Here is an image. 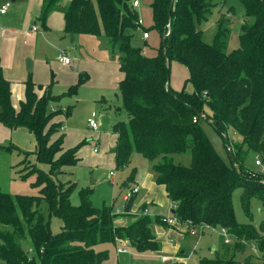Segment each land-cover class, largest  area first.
<instances>
[{"label":"trees","instance_id":"obj_1","mask_svg":"<svg viewBox=\"0 0 264 264\" xmlns=\"http://www.w3.org/2000/svg\"><path fill=\"white\" fill-rule=\"evenodd\" d=\"M130 2L42 0L37 21L46 29L48 15L60 12L65 34L101 35L108 48L119 54L122 78L117 84V110L125 113L126 120L112 127L117 136L113 148L116 168L125 167L134 152L149 161L159 158L152 166L155 183L164 187L175 206L172 214L181 223L219 227L236 240L256 241L264 257V220L258 228L239 224L233 208V193L241 188L245 215L250 218L248 206L252 198L260 201L264 211V173L253 172L243 163L248 153L264 161V0H240L245 17L252 18V22H243L240 46L230 53L223 51L221 30L211 44L202 40L199 26L211 15L214 0H151V27L159 37L153 57L130 43L131 31L139 27L137 12ZM224 20L221 17L219 21ZM142 30L149 33L148 29ZM171 61L187 69L192 92L171 91ZM86 78L85 73L81 74L60 96H53L48 87L38 96L36 88L42 90V86L28 79L24 83V100L15 109L10 83L0 67V124L32 133L36 160L49 166L48 172L29 163L25 166V175L37 174L34 185L42 186L38 196L0 191V264H102L108 253L96 251L95 247L106 243L117 248L124 243L138 253L160 251L152 226L164 225L161 217L130 214L135 196L124 201L122 212L128 223L118 224L120 220L115 222L116 214L111 208L93 207L87 202L90 190L82 191L80 204L74 206L69 201L72 186L66 189L55 180L64 166L79 163L77 153L85 142L64 149V134L59 132L62 122L55 118L68 117L71 107L52 110L51 104L74 95ZM204 122L220 135L232 128L240 137L230 147L226 142L229 163L214 149L202 128ZM13 148L9 145L1 147V151ZM186 153L191 156L189 167L174 163L173 155ZM42 202L47 204L48 219L61 221L59 233H52L49 220L40 210ZM251 259L243 263L264 264ZM164 262L181 264L176 260ZM202 263L239 264L218 254Z\"/></svg>","mask_w":264,"mask_h":264},{"label":"rangeland","instance_id":"obj_2","mask_svg":"<svg viewBox=\"0 0 264 264\" xmlns=\"http://www.w3.org/2000/svg\"><path fill=\"white\" fill-rule=\"evenodd\" d=\"M151 0H138L139 7L134 8L132 6V0L130 2L131 7L137 12L138 20L140 25L135 31H131L130 43L134 48H139L144 52L147 57H153L156 54L157 48L159 46V37L157 33L152 29V9L150 7ZM216 2L215 8L212 10L211 15L208 16L207 20L202 23L199 27L202 30V40L208 44L213 42L214 37L219 30L222 31L223 35L221 40L223 42V51L225 53H230L233 50L239 48V35L241 33V25L243 22L251 23L252 18H247L244 15V8L240 0H214ZM224 18L225 20L220 23V19ZM137 26V25H136ZM39 27V26H38ZM39 32L45 33L42 27H39ZM142 29L149 30V39L144 41L142 38ZM73 35H67L63 33H51L49 37L39 44L37 48L38 58L41 62L40 68H34V70H27V75L25 78H22L21 81L27 79V76L31 74L32 80L41 83V76L43 82L47 83V87L53 95H59L63 92H66L72 82H70L69 73L71 72V66H62L56 59L57 48L47 41H55L56 45L63 44L64 42H73ZM100 36L92 35H77L75 39V45H81L79 38H84L85 41L81 46L76 48V52L81 55L82 61L86 66V62L91 61L92 57H99L102 50H107L105 47L98 49L97 52L93 53L95 48L93 47V52H91L92 47L89 45L92 43L94 45H99L103 42ZM91 42V43H89ZM49 44V45H48ZM57 46V47H58ZM36 49V48H35ZM117 58L119 54L112 53ZM70 55H73L71 52ZM27 60L31 62L30 58H26V69H27ZM94 61V59H93ZM54 63L51 65V63ZM56 64V65H55ZM50 65V66H49ZM83 65H81L82 67ZM89 71L93 72L95 70L94 76L96 77L97 66L94 68L92 63H87ZM53 75V76H51ZM189 73L187 69L181 64L171 61L169 65L168 72V86L173 92H180L185 90L186 92H192L193 88L187 79ZM43 86V85H41ZM68 96H63L59 99L58 102H52L51 108H66L71 107V113L73 111V118L70 122H78L91 112V105L83 103L80 107L74 108L72 98ZM94 99V98H90ZM120 104V101H119ZM76 105V104H75ZM56 110V109H55ZM64 110V109H63ZM97 113V112H96ZM123 113V112H121ZM94 115V114H92ZM97 115V114H96ZM121 115H118L116 118H119ZM123 116L126 117L125 113ZM65 118V116L63 115ZM124 119L123 121H125ZM64 121V120H62ZM121 121V120H119ZM64 124V123H63ZM65 125V124H64ZM104 130L108 133L113 132L112 127L108 124L104 126ZM202 128L212 143L216 152L220 157L226 162L229 163V150L226 147V142L228 145L239 142L240 137L236 132L229 128L226 133L223 135L218 134L209 123H202ZM61 130H59L60 132ZM63 131V129H62ZM61 131V132H62ZM114 133V132H113ZM57 136V135H56ZM227 138V139H226ZM85 142V141H84ZM14 146L10 152L1 151V147ZM90 143L86 142L81 146L80 158L81 163H78L75 166H64L62 168V173L55 177L56 182L64 184V187L67 189L72 186L70 189L69 201L72 205L77 206L81 202L80 194L82 191L90 190V193L87 195V202L90 203L93 207L105 206L111 208L112 213L116 214V211L119 214L116 215V221L123 220L122 222H116L118 224H127L128 217L123 216L122 210L124 206L123 195L137 183L139 176L142 175H153L152 166L157 164L160 159L157 158L153 161H149L143 158L139 153H132L130 156L129 163L123 168H116L114 153L111 150L109 152L113 155L111 163L109 165H104L100 163H95L96 156L99 154H93L91 151ZM36 150V140L32 133H30L25 128H18L10 130L0 124V191L10 195H24V196H38L42 186L34 185L36 181L37 174L31 172L25 175L27 168L25 166L35 165L39 170L43 172L49 171V166L45 163L38 162L35 157ZM100 156L106 157L110 160L108 151L104 152ZM259 159L264 165V161L261 157L255 156L253 153H248L244 158V166L253 172H262L261 167L255 165V160ZM25 162L22 163V161ZM94 161V162H93ZM173 161L177 165L183 167H189L191 163V156L189 153L183 155H173ZM93 162V163H91ZM263 173V172H262ZM111 174V176H110ZM242 189L238 188L233 193V208L236 221L239 224L246 225L251 224L255 228H258L261 221L264 220V211L261 207V203L257 198H252L248 211L250 218L247 217L241 206V197ZM144 196V190L135 196L134 202V215L142 213L143 208L146 207L145 204H140L141 198ZM153 205H147V214L153 219L155 216H152ZM40 210L44 214L45 218L49 220L50 229L52 233L56 234L61 231L62 223L55 217H50L48 219L47 215V204L42 202L40 205ZM150 212V213H149ZM156 213H165L169 214L168 211H161ZM169 216V215H168ZM125 220V222H124ZM177 228H182L181 230L184 233L181 234L183 240L181 243V249L179 254L183 257V264H203V260H213L218 254L219 256L233 258L239 263L244 262L245 259H251L253 262H264V257L259 250V244L256 241H245L236 240L231 238L232 242L230 245H223L221 228H207L202 226L198 232L197 236H192L189 234L188 229L184 226H174ZM198 228V227H197ZM196 228V230H197ZM199 229V228H198ZM156 225L152 226V231L156 236H164L170 244H173V240L169 238L168 229L159 230V234L155 232ZM198 231V230H197ZM158 242V241H157ZM122 244V243H121ZM124 244V243H123ZM159 246L160 243L158 242ZM125 246V244H124ZM127 246V245H126ZM126 254H117L116 249L117 245L106 243L101 244L95 247L96 251H107L108 258L102 264H163L168 256L169 251L161 249L159 252H142L138 253L129 247L127 248Z\"/></svg>","mask_w":264,"mask_h":264},{"label":"crops","instance_id":"obj_3","mask_svg":"<svg viewBox=\"0 0 264 264\" xmlns=\"http://www.w3.org/2000/svg\"><path fill=\"white\" fill-rule=\"evenodd\" d=\"M7 3H9L7 11L5 14H0V67L3 71L4 77L10 83L11 104L15 109H18L19 103L24 100V83L26 80L31 79V81L36 86L43 85L42 90H38L36 88L38 96H41L48 86L47 83H45L46 81L43 82L42 76L41 83L35 80L33 81L31 74L28 75L27 79L24 81H21V79L26 77L27 70H34L35 67L37 69L41 67V62L38 58L39 54H37L38 45H42L49 35H51V33H63L64 21L63 15L60 12H51L46 20V29L42 28L43 31L46 32L38 33L40 24L37 20L41 10L42 0H0V8ZM34 25L37 27L39 26L36 32H32V27ZM77 35L83 34H74L71 38L73 39V42L70 43L66 41L61 44V46L56 45L53 39H49L47 42L57 48L56 54L64 52L70 59L69 66H71V72L69 73V77L70 82H72L70 86L74 85L79 80V76L81 74L85 73L87 75L86 81L80 85L76 93L74 95H70L69 98H72V102L76 104H74V108L80 107L81 104L85 102L86 104L91 105V112L88 113L82 121H80L81 124H78V122H70L73 118L74 110H72V113L68 117L64 118L63 115H59L55 118V120L62 122L63 131L62 129L61 131L64 134V149L72 148L85 141L86 144H91L89 146L91 147L93 154H97L93 151L95 145L99 148L98 154H100L99 156H96L97 160L95 159V163L109 165L113 157V155H111L109 152H111V150L113 151L117 136L113 132H106L104 130V126L108 124L110 127H113V125L119 122V120L123 121L126 118L123 116V113L117 110V108L120 106L117 97V84L122 78V75L119 72V57L117 58L113 54H110L112 51L108 48L104 39L101 37L103 42L99 43V45H94L89 42L91 43L89 46L92 47L91 52H93V47L95 48L93 53L104 47L107 50H102L100 52L101 58H96L95 56L92 57L94 61L92 59L91 61L86 62L85 66L83 63L85 60L82 61V57L76 52V48L81 46L85 41L89 40L79 38L81 45H75L74 42ZM71 52H73V55H70ZM26 58L31 59L30 69H26ZM87 63H92L94 68L97 66L96 77L94 76L95 70L93 72L89 71ZM52 64L54 63L52 62L51 65ZM81 65L83 66L81 67ZM64 93L65 92L62 94ZM55 109L59 110L60 108H52V110ZM92 114H94V118L99 125L97 131L90 129L87 124V119L92 117ZM118 115L121 116L116 118ZM80 150L77 153L79 163H81ZM107 151L110 160L104 156H100ZM135 186L140 187L139 193L144 190V196L141 198L140 204H145L146 207L148 204L153 205V213H151L152 216L168 217V215H172L173 206L167 198L164 187L155 183L154 174L148 175V178L147 175L141 174ZM134 208L135 207L132 208L130 214H133ZM159 210H169V214L166 215L165 213H156L159 212ZM122 215L124 216V214ZM122 221L123 220H120V222ZM163 229H170L168 235L169 238H171L174 242L173 244H170V242L167 241L164 236H157V241L160 243V250L165 249L166 251H169L168 256H166L169 259L166 260H176L183 264V257L179 254L183 240L180 233H184L181 230L182 228L156 225L155 232L159 234V230ZM164 263L165 262L163 261V264Z\"/></svg>","mask_w":264,"mask_h":264},{"label":"built area","instance_id":"obj_4","mask_svg":"<svg viewBox=\"0 0 264 264\" xmlns=\"http://www.w3.org/2000/svg\"><path fill=\"white\" fill-rule=\"evenodd\" d=\"M132 6L134 8H138L139 7V2L138 0H132ZM9 7V3H7L6 5L2 6L0 8V14H5V12L7 11ZM140 25V21L138 20L137 21V26ZM38 30V27L36 25H34L32 27V32H36ZM27 34H30V33H27ZM149 37V33L142 30V38L145 40ZM56 59L57 61L63 65V66H68L70 64V59L66 56V54L64 52H61V53H58L57 56H56ZM193 122H197V118L194 117L193 118ZM87 124H88V127L94 131H97L98 130V123L96 121V119L94 118V115H92V117L88 118L87 119ZM94 153H98L99 152V148L98 146L95 145L94 149H93ZM255 165L256 166H259L261 167V171L264 173V165L262 164V162L259 160V159H256L255 160ZM111 176V174H110ZM140 191V187L139 186H132L131 188H129V190L123 195V200L126 201L128 200L131 196H136ZM173 208H175V206H173ZM119 214V212L116 211V215ZM143 216L144 215H148L147 214V209L145 208L142 213H141ZM161 221L162 223L165 225V226H184L185 228L188 229V232L190 235L192 236H197L198 235V232L199 230L201 229L202 226L204 227H207V228H211V227H208L206 225H200V226H193L189 221H187L186 223H181L179 221V219L174 216L173 214L168 216V217H161ZM199 229H198V228ZM197 228V230H196ZM223 235H222V238H223V244L224 245H228L232 242L231 240V235L228 234V232L224 229H221ZM117 254H126L127 253V249L125 248L124 244H120L117 248ZM239 264H244L243 262L239 263Z\"/></svg>","mask_w":264,"mask_h":264},{"label":"water","instance_id":"obj_5","mask_svg":"<svg viewBox=\"0 0 264 264\" xmlns=\"http://www.w3.org/2000/svg\"><path fill=\"white\" fill-rule=\"evenodd\" d=\"M31 68V62L29 60H27V69H30ZM173 213V211H172Z\"/></svg>","mask_w":264,"mask_h":264}]
</instances>
